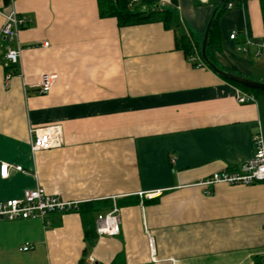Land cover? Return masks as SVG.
Here are the masks:
<instances>
[{
	"label": "crops",
	"instance_id": "1",
	"mask_svg": "<svg viewBox=\"0 0 264 264\" xmlns=\"http://www.w3.org/2000/svg\"><path fill=\"white\" fill-rule=\"evenodd\" d=\"M220 1L161 0L174 11L167 30L119 27L100 17L98 0H0V31L11 8L25 20L8 85L0 40V171L10 166L0 202L40 185L65 201L112 203L84 217L52 214L46 225L0 220V264H264V183L199 185L251 159L255 133L264 140L260 95L238 103L241 89L177 46L185 36L202 43ZM214 35L220 69L264 80L254 48L243 59L236 51L247 35L264 42V0L227 9ZM44 75L55 80L40 95ZM49 126L62 127L64 145L32 153L30 131ZM113 199L120 234L89 247L83 221L96 225ZM26 244L33 250L21 251Z\"/></svg>",
	"mask_w": 264,
	"mask_h": 264
},
{
	"label": "built area",
	"instance_id": "2",
	"mask_svg": "<svg viewBox=\"0 0 264 264\" xmlns=\"http://www.w3.org/2000/svg\"><path fill=\"white\" fill-rule=\"evenodd\" d=\"M232 1L229 0L228 9L234 8ZM11 2L12 0H10ZM131 2L135 4L138 0H131ZM3 16L4 24L0 31V40L7 45V68L17 67L20 64L21 49L12 48L11 43L14 41L19 30L25 25V20L18 15L14 8H11L7 13H3ZM236 37L237 33L230 36L231 40H235ZM44 45L48 46L46 43ZM252 48L255 50V56L259 57L264 52V42L253 40L247 35L245 41L237 45V50L244 54H250V51L253 50ZM190 59L191 61H198L196 67L208 68L201 60V54L198 48L194 47V55ZM14 75L13 70L7 71L5 76L7 85ZM54 80V76L44 75L41 83L36 86V93L40 95L49 93ZM236 100L240 104H249L255 102L256 97L253 94L238 90ZM30 134L32 138V153L61 148L64 145V133L61 126L33 129L30 131ZM253 144L255 147L254 155L251 159L241 164L238 169L217 172L202 181L199 185L208 188L218 184L235 186L264 183V140L259 132L253 135ZM9 168L10 166L8 164H1L0 173L2 178H7ZM16 170L22 171L23 169L22 167H17ZM145 196L152 197V194H145ZM113 200L112 210L96 221V233L98 237H115L120 234L121 210L115 203V199ZM81 204L82 202L65 201L58 196L48 194L38 185L35 189H27L20 198L0 202V220L14 222L37 219L46 225L50 215H64L79 212V206ZM150 248L153 250L152 241L150 242ZM31 250H33L31 244H26L21 248L23 252H29ZM90 260L92 262V259Z\"/></svg>",
	"mask_w": 264,
	"mask_h": 264
},
{
	"label": "trees",
	"instance_id": "3",
	"mask_svg": "<svg viewBox=\"0 0 264 264\" xmlns=\"http://www.w3.org/2000/svg\"><path fill=\"white\" fill-rule=\"evenodd\" d=\"M172 6L177 5V0H170ZM248 0H233V7H245ZM229 0L218 10L214 19L212 29L209 35V41L207 46V56L209 60L215 64V54L221 51V46L216 42L215 39V27L218 22L220 15L228 9ZM99 15L101 18H116L119 27H131L148 25L154 23L163 24L164 28L169 30L171 27L174 11L171 8L161 7V0H138L137 3H132L131 0H98ZM193 41L188 37H181L177 46L184 52L187 58H191L194 55V47L201 51V44H194ZM197 65L196 63L194 64ZM16 67H9L6 70H15ZM6 71V72H7ZM237 75L234 72L227 71ZM15 73V72H14ZM228 83L236 86L237 88L244 90L254 96L263 95L264 92L248 89L237 85L233 82L227 81ZM108 200L102 202H87L79 206V213L84 217L86 213H95L105 207L109 209L112 207V203ZM118 205V204H117ZM84 220V219H83ZM85 230V239L89 247H93L96 243L98 236L96 233V225L92 221L86 223L83 221Z\"/></svg>",
	"mask_w": 264,
	"mask_h": 264
},
{
	"label": "water",
	"instance_id": "4",
	"mask_svg": "<svg viewBox=\"0 0 264 264\" xmlns=\"http://www.w3.org/2000/svg\"><path fill=\"white\" fill-rule=\"evenodd\" d=\"M226 1L227 0H221L220 1L219 5L214 9L212 16L209 20V23H208V26L206 28L204 38L202 41V45H201V60L205 63V65L215 75H217L221 79H223L225 81L233 82L237 85H240V86L248 88V89L264 92V82H255V81L250 80L246 77H242V76L235 75L233 73L224 71V70L220 69L219 67H217L215 64H213L207 56V46H208V41H209V35H210V31L212 29L214 19L216 17L218 10L226 3Z\"/></svg>",
	"mask_w": 264,
	"mask_h": 264
},
{
	"label": "rangeland",
	"instance_id": "5",
	"mask_svg": "<svg viewBox=\"0 0 264 264\" xmlns=\"http://www.w3.org/2000/svg\"><path fill=\"white\" fill-rule=\"evenodd\" d=\"M236 51H237V57L240 58V59H243L244 56H250L249 54L241 53V52H239L238 50H236ZM199 52H200V51H199ZM253 58H254V59H261V60H264V57H263V56H261V57H254V56H253ZM262 58H263V59H262ZM219 67L222 68V66H220V65H219ZM257 75H259V74H257V73L254 74V77L252 78V79H254L255 82H258V81L256 80V79H257V78H256ZM261 82H264V80H262ZM261 96H262V97H261ZM262 98H263V99H262ZM259 99H260V100H264V96H263V95H260V98H259Z\"/></svg>",
	"mask_w": 264,
	"mask_h": 264
}]
</instances>
